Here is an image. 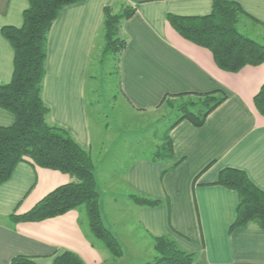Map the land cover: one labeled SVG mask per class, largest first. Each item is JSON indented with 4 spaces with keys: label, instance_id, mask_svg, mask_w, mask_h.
I'll list each match as a JSON object with an SVG mask.
<instances>
[{
    "label": "crops",
    "instance_id": "crops-1",
    "mask_svg": "<svg viewBox=\"0 0 264 264\" xmlns=\"http://www.w3.org/2000/svg\"><path fill=\"white\" fill-rule=\"evenodd\" d=\"M249 15L237 22L243 34L264 44V0H234ZM134 7L123 21L126 45L118 64V89L137 112L155 111L163 97L182 92L221 89L226 98L201 126L182 119L168 132L173 157L153 161L149 154L120 156L110 150L98 122L88 110L86 83L95 47H101L104 6ZM212 0H79L63 6L50 24L41 99L46 121L66 129L93 161L100 218L121 247L113 257L90 238L81 209L41 220L17 221L12 213L30 209L55 187L73 180L66 172L19 161L0 183V264L27 255L51 264L65 250L85 264H141L152 260L153 237L167 235L195 253L191 264H264V228L256 223L229 231L237 193L213 181L223 167L242 169L264 190V116L253 96L264 81V62L235 72L219 68L211 52L182 37L167 13L201 15ZM27 0H0V84L10 80L13 48L4 25L20 26ZM100 40V41H99ZM97 45V46H96ZM13 114L0 107V125ZM114 140V139H111ZM123 156V157H122ZM130 194L158 199L136 204Z\"/></svg>",
    "mask_w": 264,
    "mask_h": 264
},
{
    "label": "trees",
    "instance_id": "trees-1",
    "mask_svg": "<svg viewBox=\"0 0 264 264\" xmlns=\"http://www.w3.org/2000/svg\"><path fill=\"white\" fill-rule=\"evenodd\" d=\"M76 1L79 0H27L22 24L1 27L3 36L13 48V69L10 80L0 84V107L13 114V121L7 126L0 125V183L9 178L19 161L68 173L73 180L49 191L27 211L12 213L10 219L14 222L41 220L70 209H81L91 240L102 242L111 255L117 257L121 254L120 244L100 218L91 154L66 129L47 123L48 108L41 99L50 24L63 6ZM133 12L134 7L127 4H122L117 10L111 6H104L102 10L99 62L103 65L112 61L117 74L120 53L126 45L121 25ZM243 16L249 15L238 2L212 0L211 10L206 14L167 13L166 20L182 37L207 48L219 68L235 72L245 65L264 62V44L237 28V22ZM225 98L226 93L221 89L165 95L162 103L172 102L168 106H173L179 114L164 132L163 141L150 155L151 159H171L173 151L169 130L182 119L201 126L209 112ZM253 104L264 116V81L253 96ZM213 183L237 193L235 217L229 224V231L251 222L264 228V190L256 187L242 169L223 167ZM129 197L140 205L159 203L158 199L145 195L130 194ZM153 249V259L141 264H191L195 258L194 252L180 248L167 235L153 237ZM9 264L37 263L27 255H15ZM51 264L85 262L75 252L65 250L56 255Z\"/></svg>",
    "mask_w": 264,
    "mask_h": 264
},
{
    "label": "rangeland",
    "instance_id": "rangeland-1",
    "mask_svg": "<svg viewBox=\"0 0 264 264\" xmlns=\"http://www.w3.org/2000/svg\"><path fill=\"white\" fill-rule=\"evenodd\" d=\"M95 50L86 83L87 104L108 148L120 156L126 151L131 156L153 154L179 112L173 106H168L172 102H163L151 112L137 113L131 110L120 96L117 72L112 61L102 65L99 62L100 48L97 46Z\"/></svg>",
    "mask_w": 264,
    "mask_h": 264
}]
</instances>
